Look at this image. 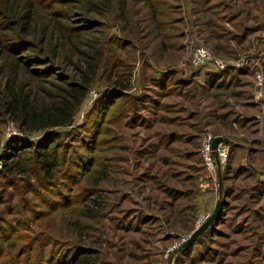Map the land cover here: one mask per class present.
<instances>
[{"label": "rangeland", "instance_id": "rangeland-1", "mask_svg": "<svg viewBox=\"0 0 264 264\" xmlns=\"http://www.w3.org/2000/svg\"><path fill=\"white\" fill-rule=\"evenodd\" d=\"M84 76L74 127L48 150L53 179L30 175L32 147L4 159L29 164L36 205H18V175L1 189L0 162V217L34 212L30 237L71 264H264V0H0V103L8 86L45 100ZM44 133L23 136L0 109V154ZM208 136L227 149L219 173L203 164Z\"/></svg>", "mask_w": 264, "mask_h": 264}, {"label": "trees", "instance_id": "trees-1", "mask_svg": "<svg viewBox=\"0 0 264 264\" xmlns=\"http://www.w3.org/2000/svg\"><path fill=\"white\" fill-rule=\"evenodd\" d=\"M52 80H55V78L52 77ZM51 85L55 86L58 91L45 92L47 96L44 97L45 100H37L36 97L25 95L19 91L17 92L8 86V96L6 100L0 103L4 114L18 125L20 134L23 136L27 137L38 130L45 131L40 141L35 143H32L26 138H22V141L20 140L21 138H14L11 143L8 142L6 144V152L0 154V162L4 161V163H1L2 166L4 165V169L2 170V173L4 172V181L1 189L14 187L10 186V183L14 185L13 176L18 175L19 178L22 177L23 181H25L24 185H26L27 188L29 186V189L20 187L18 190H15V196L18 199V205L20 207L25 205L27 209L37 204L35 197L39 193V190L32 188V182L28 181V175L30 174L29 169L31 168L28 163H23V158L19 160H13V158L10 162H5L4 159L9 158V156H17L22 152L26 153L32 147L30 160L33 161V164L37 166V168H35V171L32 170L31 172L34 173L30 175L35 176L38 185L43 184V182H50L54 177L53 172L54 169H56V164L55 159L49 155L48 150L54 149L56 151V148L58 149L59 147V140L68 133L67 131H57L55 129L74 127V115L87 96L89 81L84 76L79 82H67L63 80L60 84L53 83ZM14 151H19V153L14 155ZM32 193L35 195L30 196ZM2 195L3 193L1 194L0 192V197H2ZM11 195H13L12 192H9L8 198ZM47 198H49V196L45 195L44 200L46 202L48 201ZM4 200L0 198V203ZM63 201L66 200L63 199V196L60 194L58 201L51 200V202L59 203ZM7 209L9 210L10 207ZM33 217H35L34 212H30V215L25 213L21 215L16 214L12 220L11 218L5 219L0 217V230H3L4 227L6 228L7 226L10 232H12V235L7 234L10 235V237L6 234L0 235V264H34V261H38L39 264V259L27 262L29 257H32L31 253L34 255V258L42 257L40 258L43 260L41 262L42 264H71L76 254L68 256L70 255L69 252L66 255V251H57L59 245H54L55 242H53L52 239L46 238V234L30 237V231L32 229V222L30 221L33 220ZM204 232H202L189 247H191ZM41 244L44 246L40 250L41 252L36 254L35 249L39 248ZM73 246V244H69L65 245V248L73 249ZM77 261L76 264H87V258L77 257Z\"/></svg>", "mask_w": 264, "mask_h": 264}, {"label": "built area", "instance_id": "built-area-1", "mask_svg": "<svg viewBox=\"0 0 264 264\" xmlns=\"http://www.w3.org/2000/svg\"><path fill=\"white\" fill-rule=\"evenodd\" d=\"M209 55L205 51L204 48H199L195 52V60L194 63H202L204 60L208 59ZM221 67H224L223 64H220ZM212 138L208 136L204 141L202 142L201 147V156L203 160L204 167L206 170L210 173L215 172V160L212 150ZM216 156L219 162V165L225 162L227 159V149L222 145V143H218L216 147Z\"/></svg>", "mask_w": 264, "mask_h": 264}, {"label": "water", "instance_id": "water-1", "mask_svg": "<svg viewBox=\"0 0 264 264\" xmlns=\"http://www.w3.org/2000/svg\"><path fill=\"white\" fill-rule=\"evenodd\" d=\"M221 142V137H216L213 139L212 141V150H213V155L215 157V160L217 162V166H218V173L220 172V165L218 163V159L216 156V147L217 144ZM221 208V204L217 203L213 213L211 214V216L199 227H197L194 231L191 232L190 236L188 237V239L186 240V242L180 247V249H185L187 248L202 232H204V230L217 218V215L219 214V210Z\"/></svg>", "mask_w": 264, "mask_h": 264}]
</instances>
